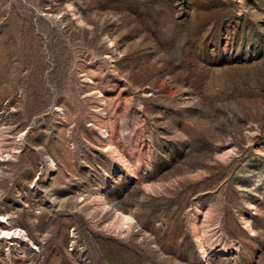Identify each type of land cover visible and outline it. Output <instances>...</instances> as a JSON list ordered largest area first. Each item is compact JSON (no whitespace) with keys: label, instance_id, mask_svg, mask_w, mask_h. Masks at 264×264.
Returning a JSON list of instances; mask_svg holds the SVG:
<instances>
[{"label":"rangeland","instance_id":"obj_1","mask_svg":"<svg viewBox=\"0 0 264 264\" xmlns=\"http://www.w3.org/2000/svg\"><path fill=\"white\" fill-rule=\"evenodd\" d=\"M0 215V264H264V0H0Z\"/></svg>","mask_w":264,"mask_h":264},{"label":"bare ground","instance_id":"obj_2","mask_svg":"<svg viewBox=\"0 0 264 264\" xmlns=\"http://www.w3.org/2000/svg\"><path fill=\"white\" fill-rule=\"evenodd\" d=\"M1 219H4V216H1V215H0V220H1ZM3 232H4V234L8 233V231H6V230H3Z\"/></svg>","mask_w":264,"mask_h":264}]
</instances>
